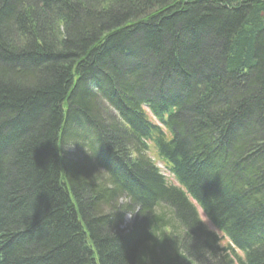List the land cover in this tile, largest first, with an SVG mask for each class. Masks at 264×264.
<instances>
[{
	"label": "trees",
	"instance_id": "trees-1",
	"mask_svg": "<svg viewBox=\"0 0 264 264\" xmlns=\"http://www.w3.org/2000/svg\"><path fill=\"white\" fill-rule=\"evenodd\" d=\"M0 264H264V0H0Z\"/></svg>",
	"mask_w": 264,
	"mask_h": 264
},
{
	"label": "rangeland",
	"instance_id": "rangeland-1",
	"mask_svg": "<svg viewBox=\"0 0 264 264\" xmlns=\"http://www.w3.org/2000/svg\"><path fill=\"white\" fill-rule=\"evenodd\" d=\"M151 150H153V153H156V150L153 146H151ZM152 153V154H153ZM151 154V153H150ZM157 158V157H156ZM155 159V157H154ZM158 167L162 170V172L166 175V177H168V179L170 180V182H172L173 184H177V181L175 180V178L173 177V175L171 174V172L166 168V166L164 165V163L160 160H157ZM199 214L204 222V224L209 227L211 230L216 231L222 238L221 244L222 246H227L229 245V239L226 237H223L222 235H224V233L220 230H218V228H216V226L211 222V220L208 218L207 214L204 212V210L202 209V207L199 204H196ZM133 221V216L128 214L125 217V222H124V227L128 226L132 223ZM168 233H170V230H167ZM240 253V252H239ZM242 253V252H241Z\"/></svg>",
	"mask_w": 264,
	"mask_h": 264
},
{
	"label": "bare ground",
	"instance_id": "bare-ground-1",
	"mask_svg": "<svg viewBox=\"0 0 264 264\" xmlns=\"http://www.w3.org/2000/svg\"><path fill=\"white\" fill-rule=\"evenodd\" d=\"M154 148H155V145H154V143H153V145H152ZM128 215V214H127Z\"/></svg>",
	"mask_w": 264,
	"mask_h": 264
}]
</instances>
